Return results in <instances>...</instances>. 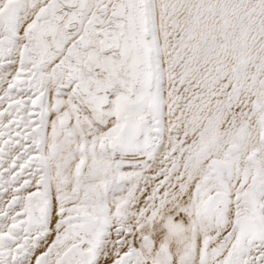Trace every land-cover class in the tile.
I'll list each match as a JSON object with an SVG mask.
<instances>
[{
  "label": "snow or ice",
  "instance_id": "6c2138e0",
  "mask_svg": "<svg viewBox=\"0 0 264 264\" xmlns=\"http://www.w3.org/2000/svg\"><path fill=\"white\" fill-rule=\"evenodd\" d=\"M0 264H264V0H0Z\"/></svg>",
  "mask_w": 264,
  "mask_h": 264
}]
</instances>
